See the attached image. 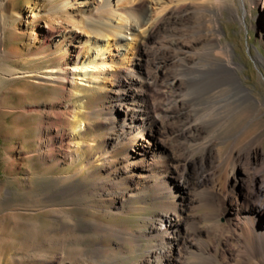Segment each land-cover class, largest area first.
I'll return each mask as SVG.
<instances>
[{
  "label": "rangeland",
  "instance_id": "rangeland-1",
  "mask_svg": "<svg viewBox=\"0 0 264 264\" xmlns=\"http://www.w3.org/2000/svg\"><path fill=\"white\" fill-rule=\"evenodd\" d=\"M69 1V18L54 11L65 0L0 1V264H161L157 229L169 208L158 197L161 190L144 182L147 174L164 178L168 188L183 179L189 185L183 215L191 237L179 249L185 263L264 264V250L251 253L250 233L255 225L257 235L264 230V218L256 220L253 207L261 200L255 176L264 181V8L245 0L244 19L243 0H127L116 7L104 0ZM148 13L149 20L166 19L147 46L150 54H139L141 63L151 74L161 65L180 76L187 107L178 110L163 79L151 87V112L164 124L149 145L131 150L137 159L128 165L133 159L118 144L124 112L110 119L118 104L111 92H79L67 84L73 93L61 98L59 84L19 75L72 63L79 42L98 31L111 37L106 72L114 73L123 56L113 19L141 29ZM128 31L131 37L134 31ZM227 48L234 49L239 76L255 100L222 103L214 119L218 105L206 94L208 103L192 112L198 87L223 79L218 93L232 90L228 71L219 65ZM129 53L138 55V49ZM183 57L200 70L181 75ZM53 105L69 108L67 129L82 125L83 138L65 153L49 147L46 112ZM166 110L181 116L167 118ZM192 124L203 128L188 133ZM237 181L239 201L232 205Z\"/></svg>",
  "mask_w": 264,
  "mask_h": 264
},
{
  "label": "bare ground",
  "instance_id": "bare-ground-1",
  "mask_svg": "<svg viewBox=\"0 0 264 264\" xmlns=\"http://www.w3.org/2000/svg\"><path fill=\"white\" fill-rule=\"evenodd\" d=\"M124 1L127 0H104V4L108 7H116ZM155 1L158 3L161 2L160 0ZM202 1L206 2L207 0ZM213 1L218 2L220 0ZM244 1L245 0L242 1V5L244 9L245 19L247 9ZM70 2L71 1L69 0H65L62 6H56L54 9L55 13H57V15L61 14V16L65 18L71 17L72 15H69V12H67ZM76 2H78V4H82L79 2V0H76ZM220 2H222V0ZM255 3L258 6L264 8V0H255ZM82 5L86 4L84 3ZM177 8L178 6L174 7V9L170 10V12L168 11L169 14L171 16H174L178 11ZM149 16V13L144 15L145 24L143 28L141 27V29L132 25L122 24L121 21H119L121 19H113L114 24H112V27L116 31V38L121 43L120 48L122 51L121 54L123 56V59L121 61H117L114 63V66H116V70L114 73H109V71L106 72L107 68L108 70L111 68H109L108 66H112L107 60L109 54L108 51L111 48V37L108 35V33L98 31L94 38H90L87 41L79 42V45L76 47L72 63H67L65 65H60L59 63L56 66L46 68V71L44 73L40 71H35L31 74L21 73V75H19V77L21 76L22 78H27L29 77V75H34L37 78L41 76V81H37V83H47L50 86H54L56 83L59 84L60 86H62L61 98H64L65 94L67 93H73V89H77V91L79 92L85 90L91 93L95 92L96 90L100 91L102 89L111 92L116 98V102L118 104L116 106L113 105L112 113L110 114V119H113L115 117L114 115L119 114L120 110L124 112V117L122 119V123L119 129L120 135H118V144L119 146L124 148L127 153H129L131 157H129V159H133V162L131 160L128 165H134L135 160L137 159L131 153V150L133 148H137V146L139 145H143L144 143H147L149 145L151 143V140L155 139L157 132H159L157 130V127L160 125L162 126L164 124L163 121H158L157 118L151 112L152 105L149 101V98L147 97V92L151 87L157 86L160 82V79H163V82L173 91V93H175V100L173 101L175 102L178 110H182L184 109V107H187L185 103L186 101H182L180 96V94L185 89V85L182 82L180 76L168 75L164 70L163 66L161 65H158L157 71L155 69L156 75H154L151 74L149 71L144 70V66L141 63L143 59L139 58V56H142V53H144L145 55L150 54V51L148 50L147 46L151 41H153L154 39L156 40V37L158 36L162 28L165 26L166 18H164V16L158 18L156 21H152L151 19L150 21ZM173 22L175 23L176 21L173 20ZM103 23L105 24V22ZM128 30L134 31V33L130 34L131 37H128ZM220 30L221 27L218 25L216 31L219 32ZM53 35V33L48 34L45 39L49 41ZM177 46V43L173 44V47ZM134 49H138V55L129 53L130 50L132 51ZM223 52L225 53L224 55L227 60L219 61V65L223 68H226V70L228 71L229 79H231V81L233 82L232 90L226 95H220V93H218L220 92V86H223L222 83H225V80L221 79L218 81V83L215 82L216 84L204 86V88L198 87V91L196 92L195 96L192 97L190 100L192 103L190 109L192 110V112L197 113L198 111H200V108L202 106L204 107V105L208 103V99H206V94L212 95L211 101H214L215 104L218 105L216 106L213 112L214 119L220 116V112L224 109V105L235 98H239L241 100L246 101L250 99L255 100L252 95V92L247 87H245L242 78L239 76L237 68L240 64L238 65L233 60V57L235 55L234 49L227 48L224 49ZM166 58L167 57L165 55L162 56V58L160 59H163L165 61L167 60ZM156 60H158V58ZM181 61L183 62L181 75L185 76L190 72L195 74L200 70L197 69V72L193 71L195 69L192 67V64L188 60V58L183 57ZM15 79H17V76ZM108 79H113L112 81L110 80V86H108L106 83L108 82ZM67 84H70V88L73 89L67 88ZM101 84H104V86H102ZM222 103L225 104L222 105ZM54 105L48 111V113L46 112L49 122V125L46 127L48 143L51 149L54 150L55 147H58V150L65 153L66 148L70 149L74 146V139L83 138V132L81 130L82 125L77 124V126H74L71 129H67V120L70 116L69 108H62ZM165 115L167 118L170 119L175 116H181V114L170 112L169 110L165 111ZM72 125L73 124H71V126ZM202 128L203 127L192 124V126L188 129V133H197L201 131L200 129ZM133 141L135 142V144H133ZM143 179H145V183H151L154 188L161 190L158 197L161 200H166L169 208V211L167 213L163 212L164 214L160 216V225L157 229L159 235L163 240L160 248L156 252L161 264H187L183 261L179 249L182 248L185 236L191 234H189L190 231L185 227L186 218L183 215V213L185 212L184 203L187 202L189 198V185L187 186L183 179L178 180V183L173 184L171 188H168L166 180H164V178L161 179L157 176V174H147L143 177ZM236 183L237 184L233 188L234 190H232L233 193H230L229 195V201H231L232 205L235 202L237 203L239 201L236 196L238 181ZM255 183L259 186L261 200L259 203L257 202L258 204L256 206H253L256 210V216L254 213L253 214L255 216V219L259 221L264 218V181H262L261 178L257 175L255 176ZM253 222L255 221L253 220ZM262 231L263 232L261 233V236L257 235L259 234V232L257 230L256 225L250 231V233L253 234L255 244L254 250H251L252 252L250 251L251 253L260 252L261 250H264V245H261V242L264 241V230Z\"/></svg>",
  "mask_w": 264,
  "mask_h": 264
}]
</instances>
